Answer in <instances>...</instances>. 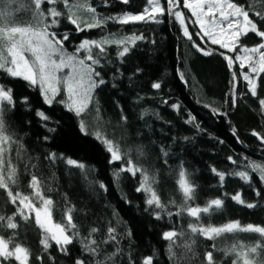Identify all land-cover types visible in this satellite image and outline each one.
Returning <instances> with one entry per match:
<instances>
[{
	"label": "trees",
	"instance_id": "16d2710c",
	"mask_svg": "<svg viewBox=\"0 0 264 264\" xmlns=\"http://www.w3.org/2000/svg\"><path fill=\"white\" fill-rule=\"evenodd\" d=\"M161 1L166 4L165 0ZM91 2L102 16L137 14L147 6L146 0H130L128 4L109 0L107 6L102 0ZM234 2L248 10L249 0ZM44 7L46 10L48 6ZM180 9L185 14L191 40L183 35L179 22L167 12L158 16L159 23L109 21L102 29L83 32H76L75 26L62 19L60 27L53 31L61 35L69 32L70 39L65 41L69 52L84 39L108 35L122 38L132 34L144 37L128 45L130 51L124 57L117 55L121 49L116 45L106 46L107 54L96 66L105 84L95 90L91 111L81 117L57 102L67 98L63 90L49 105L44 102L38 86L0 73V84L12 88L15 101L14 106H4V119L8 132L18 141L8 153L18 169V190L30 195L28 183L31 176L36 175L44 185L45 195L54 201L53 220L65 222L64 212L72 206L75 209L73 221L79 232L67 246V254L61 253L51 241L53 246L45 251L40 244L43 232L36 226L34 216L27 222L17 217L20 224L17 242H22L32 252L30 264H74L78 258L85 264H94L117 248L120 252L108 264H142L149 256L153 257V264H206L204 253L207 251L213 252L215 264H232L235 256L225 257L221 250L240 241L253 245L261 239L258 234L236 233L207 240L191 235L188 225L194 222L193 218L186 214L168 215L177 212L170 200H176L177 205L181 203L175 181L182 165L198 185L194 205L204 206L206 201L217 197L225 199L221 211L202 215L203 224L219 226L239 220L242 225L264 226V183L260 182L258 173L246 168L248 161L264 163V142L253 135V132L264 135V107L259 104V100L264 99V73L257 77V95L252 96L237 64L228 67L225 56L233 55L197 35L200 31L191 14L182 4ZM253 11L264 12L261 0H254L250 15ZM28 17L26 13L18 20ZM252 18L260 30H264V22L254 15ZM261 42L260 37L249 34L242 37L239 44L249 47ZM194 45L212 54L206 56ZM233 72L237 74L235 81ZM181 73L184 79L180 78ZM157 82L161 84L159 89L152 87ZM96 106L100 110L99 120ZM37 112H43L49 119H41ZM81 119L88 125L87 132L80 129ZM98 130L118 142L122 151L155 175L154 187L165 209L147 205L148 193L136 191L139 174L134 177L121 173L119 182L114 179L113 173L124 162H109L106 146L94 135ZM138 149L143 151V156L138 155ZM51 153L56 154L55 160L49 159ZM69 158L83 163L85 169L68 165ZM212 168L225 172L247 170L252 176V186L239 177L227 176L221 187ZM101 183L107 190L100 188ZM254 189H258L261 196L257 197ZM16 190L14 186L13 191ZM237 192L242 193L247 203L259 202L260 207L249 209L232 201L231 195ZM15 210L16 206L8 203L6 193L0 190V214L11 215ZM157 212L160 218L156 217ZM93 228L98 231L89 237ZM109 228L116 229V241L109 240ZM171 230L184 233L177 236L173 244L176 257H170V241L163 238V233ZM0 234H10V230ZM85 238L97 241L99 254L96 257L84 250ZM192 240L195 244L189 251L184 245ZM37 256H42L43 260L38 261ZM261 259H264V251ZM3 264L15 262L10 260Z\"/></svg>",
	"mask_w": 264,
	"mask_h": 264
},
{
	"label": "snow or ice",
	"instance_id": "6c2138e0",
	"mask_svg": "<svg viewBox=\"0 0 264 264\" xmlns=\"http://www.w3.org/2000/svg\"><path fill=\"white\" fill-rule=\"evenodd\" d=\"M128 4L130 0H121ZM107 6L109 0H102ZM264 4V0H261ZM44 5H47L45 10ZM146 7L138 14L125 12L116 16H102L97 12L91 0H0V73L7 77L19 78L27 81L30 86H38L43 95L46 104H53L57 96L63 90L66 92V100L57 101L63 103L69 109L74 111L78 117L91 111L90 106L94 105V93L97 88L105 84L96 66L100 65L101 57L107 54V45L114 44L121 50L118 51L119 57L126 56L130 48L128 45H134L137 40H142V35L132 34L122 38H113L111 35L101 36L100 39H84L73 52L65 48V41H69L70 34L65 31L62 35L54 28H59L62 19L70 25L75 26L76 32H83L91 29H102L109 21H115L120 24H129L138 21H153L159 23L158 16H163L166 12L172 15L179 22L183 29V35L189 40L192 36L186 24V17L183 11H180L181 0H166L162 4L161 0H146ZM254 6V0H249L248 10L245 6L238 5L234 0H183L182 7L191 10L195 17L193 23L198 24L201 38L207 37L214 45H220L224 49L236 52L242 37L249 34H255L262 39V42L256 46H240L235 61L239 62L240 69L247 65L250 72L243 73V80L248 83V88L252 96L257 95V81L252 78V73L257 77L264 73V30H260L257 22L252 18L254 15L261 22H264V12L250 11ZM29 14L27 20H18L23 14ZM198 51L204 55H211L212 52L194 45ZM97 49L98 51H94ZM84 53V55H81ZM223 55V53H221ZM228 67L232 68L234 59L232 56H225ZM67 70V71H65ZM236 72H233V80L236 79ZM184 79V74H180ZM153 88L159 89L160 83H153ZM27 101V98H24ZM233 104L235 97H232ZM98 104V102H96ZM12 88L0 84V190L6 193L8 203L15 205L16 210L11 215L0 214V264L7 261H14L15 264H30L32 252L22 242H17L21 221L27 222L32 219L36 226L42 230L43 238L40 244L47 251L53 246L54 242L61 253H68V245L72 244L74 238L79 235L77 225L73 221L74 207L69 206L63 216L65 222L57 223L53 220L54 201L45 195L44 185L36 175H32L28 183L31 194L27 195L19 191L18 169L12 164L8 153L12 150V145L18 141L14 139V134H10L6 127L4 113L5 105L14 106ZM259 104L264 107V99L259 100ZM178 107V105H173ZM99 107H95L96 119L99 120ZM213 111H217L213 109ZM37 115L43 120H48L43 112H37ZM126 121V117H121ZM194 119V117L192 118ZM191 122V121H189ZM88 125L83 119L80 121V129L87 132ZM51 131V129H50ZM233 132L235 130L233 129ZM97 139L106 146L110 154V163L123 161L121 167L113 173L114 179L119 182L121 173H130L132 176L139 174L140 183L136 191L148 193L146 204L155 206L157 209H165L166 205L161 201L154 185L157 183L154 174L136 163L128 152L122 151L120 144L109 139L101 131L94 133ZM253 135L264 142V135L253 132ZM47 139V137H45ZM138 155L143 156L142 150L138 149ZM167 156V153H164ZM49 159L55 160L56 154L51 153ZM233 164L236 163L232 157L228 158ZM67 164L79 169H85V165L73 159H67ZM251 173H258L259 180L264 183V163L248 161L246 165ZM211 171L218 177L219 185L222 187L227 176L239 177L249 187L252 186V176L249 171L225 172L212 168ZM178 192L181 196V203L177 205L176 200L169 201L170 204L177 207V212H169L168 215L186 214L193 218L194 222L189 223L188 229L192 236H202L207 240H216L225 234L253 233L261 238L253 245H246L242 241L233 243L223 251L225 257L235 256L232 264H264L261 259V252L264 251V226L253 225L251 223L242 225L239 220L229 221L222 225H205L201 222L202 215H211L213 212H219L225 205V199L217 197L205 202L204 206L194 205L196 200V185L191 179V175L181 165L176 179ZM17 190L14 192L13 187ZM100 188L107 190L104 184ZM254 194L259 197L261 192L254 189ZM230 199L239 205L249 209L260 207L259 202L247 203L242 198V193L237 192L231 195ZM39 204V206H37ZM160 218V213H156ZM98 230L93 228L89 232V237ZM71 232V234H70ZM116 229L109 228V240L116 241ZM183 232L175 230L163 233V238L170 241V257H176L173 251V244L177 236H183ZM51 241V242H50ZM107 243V241H104ZM191 243L184 247L189 251L192 249ZM97 241L87 239L83 243L86 252L96 257L99 249L96 246ZM215 248V245H213ZM120 252L117 248L111 255L104 258L103 261L95 260L94 264H108ZM38 261H42V256H37ZM206 264H215L212 251L204 253ZM74 264H85L83 259H76ZM142 264H153V257H146Z\"/></svg>",
	"mask_w": 264,
	"mask_h": 264
},
{
	"label": "rangeland",
	"instance_id": "374dc122",
	"mask_svg": "<svg viewBox=\"0 0 264 264\" xmlns=\"http://www.w3.org/2000/svg\"><path fill=\"white\" fill-rule=\"evenodd\" d=\"M162 2V1H161ZM165 2H166V0H165ZM183 3V0H181V4ZM179 10L180 11H182L180 8H179ZM186 10H188L189 11V13L191 14V10H189V9H186ZM138 14V13H137ZM191 16H192V14H191ZM192 18H193V21L195 20V17H193L192 16ZM197 26H198V29H199V31H200V28H199V25L198 24H196ZM201 36H202V34H201ZM203 39H205L207 42H209V43H211V41L210 40H208V38L207 37H204ZM212 44V43H211ZM217 46H219V47H221L220 45H217ZM239 47H240V44L238 45V50L236 51V52H233V51H230V50H228V49H224V48H222V49H224V50H226L227 52H229V53H231L233 56V59H234V61H235V56L237 55V54H243L242 52H239ZM249 47H253V46H249ZM234 64H237V66H238V70H239V74H241V76H242V80H243V73H245V72H250V69H248V67H247V65L245 66V68L244 69H240V67H239V62L238 61H235L234 62ZM65 71H67V70H65ZM252 75V78L253 79H257V76H256V74H254V73H252L251 74ZM246 82V81H245ZM247 85H248V83H247ZM41 92V91H40ZM66 93V92H65ZM43 96V95H42ZM44 99V98H43ZM64 100H66V99H64ZM33 216H34V214H33Z\"/></svg>",
	"mask_w": 264,
	"mask_h": 264
}]
</instances>
